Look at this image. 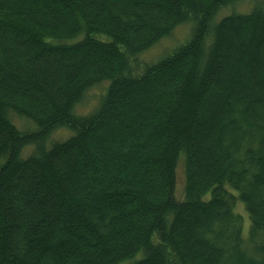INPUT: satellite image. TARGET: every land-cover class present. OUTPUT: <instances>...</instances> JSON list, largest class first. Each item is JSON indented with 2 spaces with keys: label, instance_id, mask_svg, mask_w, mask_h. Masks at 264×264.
<instances>
[{
  "label": "trees",
  "instance_id": "1",
  "mask_svg": "<svg viewBox=\"0 0 264 264\" xmlns=\"http://www.w3.org/2000/svg\"><path fill=\"white\" fill-rule=\"evenodd\" d=\"M236 1L0 0V264H264V11L214 21Z\"/></svg>",
  "mask_w": 264,
  "mask_h": 264
},
{
  "label": "rangeland",
  "instance_id": "2",
  "mask_svg": "<svg viewBox=\"0 0 264 264\" xmlns=\"http://www.w3.org/2000/svg\"><path fill=\"white\" fill-rule=\"evenodd\" d=\"M227 8V7H226ZM225 9V8H223ZM254 9H259L264 11V0H238L231 4L229 10H226L221 13L222 9L217 13L214 18V21H218L223 15L230 13H250ZM191 29L190 23H185L176 27L171 35L161 39L157 42L152 48L148 51L139 55V59L142 62H151L161 58L163 55L169 53L172 49L177 47L178 45L184 43L189 35ZM167 52V53H166ZM165 53V54H164ZM107 86V82H102L98 85L93 86L89 90H87L84 94V98L82 102L75 106L74 113L77 115H87L93 109H95L96 105L99 102L100 96L103 93ZM11 121L15 124V126L20 130H26L27 128H31V124L23 119H20L16 115H12ZM73 135V132L68 128H59L53 131L49 137L45 141V147L49 148L54 142L62 141ZM33 151L32 147L26 146L22 149L20 156L22 158H26L31 155ZM184 187V173L183 167L179 165L177 170V189L176 193L179 196ZM235 211L241 214L244 218L243 223V234L246 236L249 228V219L246 210L244 209L243 204L239 201V203L235 205Z\"/></svg>",
  "mask_w": 264,
  "mask_h": 264
}]
</instances>
